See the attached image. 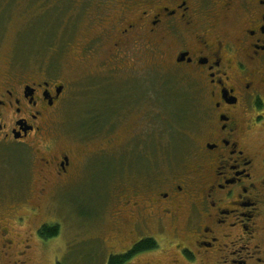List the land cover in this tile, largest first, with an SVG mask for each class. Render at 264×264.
<instances>
[{"label": "flooded vegetation", "instance_id": "1", "mask_svg": "<svg viewBox=\"0 0 264 264\" xmlns=\"http://www.w3.org/2000/svg\"><path fill=\"white\" fill-rule=\"evenodd\" d=\"M78 3L88 18L82 26L91 32L83 49L100 43L108 50L112 66L106 73L115 87L138 76L144 56L151 55L159 68L181 71L203 99L198 140L188 160L164 171L144 166L141 180L124 171L110 186L113 225L130 237L117 255L153 238L157 248L135 252L124 264L155 252L142 264H264V155L253 142L264 121V0ZM116 75L131 79L116 83ZM68 91V83L42 74L12 68L0 74V254L16 264H25L33 242L51 239L42 234L46 229L61 232L68 222L77 228L92 223L74 212L75 220L65 215L67 208H83L77 175L99 156H124L111 139L98 151L80 150L103 129L113 132L114 90L109 89V119L88 126L79 120L76 133L61 120ZM60 122L68 132L57 127ZM52 201L62 205L63 215L47 216ZM183 214L185 229L178 225ZM37 217L33 230L23 232ZM161 241L173 244L177 255Z\"/></svg>", "mask_w": 264, "mask_h": 264}, {"label": "rangeland", "instance_id": "2", "mask_svg": "<svg viewBox=\"0 0 264 264\" xmlns=\"http://www.w3.org/2000/svg\"><path fill=\"white\" fill-rule=\"evenodd\" d=\"M86 15L78 0H0V74L12 68L16 72L42 74L68 83L69 99L61 120L72 133L79 128V120H85L86 126L101 122L100 115L110 111L109 89L114 90L113 132L103 129L93 144L84 142L80 150L98 151L110 139L115 151L124 149V156L119 160L114 159V155L104 154L95 161L90 160L77 175L75 183L79 184L76 187L83 196V208L73 211L67 208L65 215H72L75 220L73 214H76L81 221L92 223L77 228L68 222L56 236L45 235L51 238L47 242H33L26 258L19 257L25 264H108L111 256L122 253L130 240L126 231L118 233L111 217L110 186L115 177L129 170L130 177L141 180L146 175L145 167L162 168L158 171L180 167L189 159L193 144L198 140L203 99L189 78L183 77L181 71L159 68L156 60L146 55L134 79L128 77L131 80L126 82L125 76L116 75V83L126 82L118 89L108 81L110 77L106 72L111 65L108 50L100 43L90 51L83 49L84 39L91 33L87 26H82L88 22ZM62 122L57 127L68 132ZM85 132L83 130L84 136ZM172 133L180 139L175 137L172 141ZM253 136L254 147L263 156L264 121L259 123ZM140 150L143 153L136 157ZM3 200L15 203L10 197ZM50 204L45 212L48 217L63 215L62 205L53 201ZM37 221L38 217L29 219L23 232H31ZM186 224L183 214L178 225L185 229ZM167 237L173 239L171 231L167 232ZM163 243L167 251L177 255L173 244L161 241ZM160 254L161 259L167 258ZM154 256L156 252L142 255L133 262L142 264ZM13 260L10 262L0 254V264H16Z\"/></svg>", "mask_w": 264, "mask_h": 264}, {"label": "trees", "instance_id": "3", "mask_svg": "<svg viewBox=\"0 0 264 264\" xmlns=\"http://www.w3.org/2000/svg\"><path fill=\"white\" fill-rule=\"evenodd\" d=\"M179 115H182V113H180ZM183 116V115H182ZM185 116V115H184ZM101 121L102 120H106L109 119V116H107L106 114L101 116ZM172 141L176 138H179V135H176L175 133H172ZM175 148V146H174ZM44 236L46 235L47 237H54L58 234V229H46V231H44L42 233ZM158 247V241H156L153 238H146L143 239L139 244H137L133 251L128 254V255H117V256H112L109 259L108 264H124L128 259L131 258V256L135 253V252H139V251H145V250H150V249H154Z\"/></svg>", "mask_w": 264, "mask_h": 264}]
</instances>
